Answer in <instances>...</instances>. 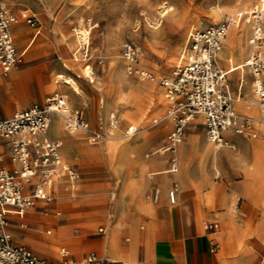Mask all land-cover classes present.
Returning <instances> with one entry per match:
<instances>
[{
    "label": "rangeland",
    "instance_id": "rangeland-1",
    "mask_svg": "<svg viewBox=\"0 0 264 264\" xmlns=\"http://www.w3.org/2000/svg\"><path fill=\"white\" fill-rule=\"evenodd\" d=\"M220 3L222 6H233L236 13L241 12L245 14L249 12L248 9L252 8L255 4L259 5V0L61 1V5L57 7V14L53 15V18L56 22H61L62 25L67 28L63 40L72 46V54L67 50L66 57L69 58V61L66 62L67 66L65 67V71L57 72L52 79L44 80V101L47 100L49 94L51 95L54 91H58L63 95H69L68 104L70 109L80 111L84 118L89 122L91 131L88 135L84 134L85 141L87 143H94L90 144L94 147L85 149L78 145L76 152L72 151L70 147L74 149L75 143L78 141V143H80V139L83 135L81 132H75L70 135L69 133H71V131L67 130L65 122L61 116L53 117L47 136L49 138L56 137L58 132V134L61 133V128L68 131L66 132L65 141L60 140L63 145L61 153L66 160L78 163L75 165L80 171V180L83 182V186L87 187L103 183L111 184L104 169V161L101 159H89L101 157L110 164V167L107 165L108 170L111 171V168L113 171V168L119 163L120 153L117 152L113 158H110V155H108L103 147L108 141L104 139L94 142L93 133L100 132L108 135L109 132H113L114 135L110 134L112 137L125 134L128 126L135 124L134 121L126 119V115L134 112L138 106L137 102L139 98L143 97L140 105L144 118L148 120L147 124L151 125L149 130L159 131L164 127L165 119L168 116V108L167 103H165L162 110L158 109L161 102L160 95H165L164 89L160 84L161 80L165 77H170L175 69L181 65L183 48L189 41L194 30L218 25L222 23L224 19L228 18L225 16L222 20L215 21L214 12ZM29 14L32 15V12H29ZM17 18H19V16H17ZM193 21L196 23H193ZM240 22L242 23L244 21L240 20ZM18 23L20 24V21ZM192 24L193 26H191ZM201 24L208 25L200 27ZM82 25L84 28L92 29L89 52L85 54V52L81 50L82 52H79L77 56H74V53L78 50L77 41H79L76 33H79V28ZM232 28V30L239 31L236 26H232ZM227 37H231V33H228ZM15 39L18 43L19 39L16 35ZM127 44H134L137 47L140 67L143 71L149 73L154 78V81L141 80L129 74L127 70V62L124 58V49ZM224 44L225 46L222 52H227L228 57H230L229 48L230 46L234 47L235 44L227 38ZM23 47L26 48V45L23 44ZM19 53L21 60L23 54L20 49ZM45 58L52 62L56 60V58L51 55H47ZM177 58L180 60L179 62L177 61ZM218 61L219 63L221 62L219 56ZM221 64L222 63H220V65ZM89 65L94 70V76L92 79L87 78L83 73V68ZM224 71L227 73L228 81L225 85V89L232 99L235 111L240 115L246 116V114H243L240 111L238 101L235 100V91L232 81L230 80V72H228L226 68ZM63 76H71L77 80L81 89L80 95L73 94V92L70 91L71 89L64 84L65 80H60ZM247 80L248 82H251L250 71L247 74ZM66 88L70 89L69 92L63 91ZM36 89L37 86L35 85L33 90L36 91ZM252 89L249 88V84L244 85L242 92L243 96L246 97L247 92L250 95H254ZM119 92V96L122 97L123 100H117ZM151 97L155 105L149 104L148 99ZM85 100L87 101V104L84 103ZM44 103L38 101L40 106H43ZM20 104L25 108L27 107L28 102L26 99L22 98ZM34 104H36V102L31 106ZM111 113L116 114V128L119 129L111 128L112 123L114 122V118L111 120ZM10 116L11 115L9 114L5 118H0V120L7 119ZM131 116L133 120L137 119V116ZM56 121L60 123L57 122L56 124ZM201 123L202 121H200L198 129L200 128L199 131H202L204 134L203 141L208 142L205 127ZM173 129L174 128H171L161 135L163 138L158 140L155 148L147 149L146 151H144V149V153L141 157L147 159V154L152 155L155 152L157 153L163 150L167 146L168 137ZM261 132L262 135L256 140H244L242 137H234L235 142L238 143L236 151L223 148L217 152L218 154H222L223 152L228 151L234 157L240 158V152L244 147H247V142L257 141L260 144L261 147L251 149L250 153L254 156V161L251 164L245 159L241 162L240 169L241 172L245 174V176L242 175L243 179L242 177H238L235 182L230 184L235 187V185L239 186L242 183L243 194L241 187H238L239 193H237V190H232L231 192L230 188L226 189V187L214 185L212 181V173L214 171H217V174L213 177L216 183L223 184L227 182L226 175L224 172L220 171L219 168L213 169L208 173L207 183L205 184L202 180L201 168L198 166L199 179L196 181L194 180L193 182L197 185L196 194L198 195V201L195 202L196 211L198 212L202 210L206 213V216L200 220V223H202L204 227L206 224L210 225L211 223H217L219 225L218 232L221 233L220 235L222 236L223 233L226 234L225 238L220 236V239L217 240L222 247L221 255L225 258V264H235L237 258L242 256L249 259L248 264H254V256H250L253 254V245L257 240L264 239V131L261 130ZM191 133L192 126L185 131L183 141L178 146L177 150L179 149V151H181L182 147H184V145L186 146V138ZM141 136L142 133H138L135 137L128 138L131 139V141H137L139 139L138 142H140V139H142ZM90 137L92 138L91 140ZM143 151L133 153L129 155V159L124 160L123 163L125 165V170L129 168L130 162L134 165L136 164L139 157L138 154H142ZM163 152H165V150H163L162 153ZM71 156L73 157V160H70ZM154 157H157V155ZM83 162L86 163L87 167L79 165ZM178 167L180 170L178 169L173 175L182 180L184 173L181 172V162H179ZM187 183L188 182L185 181L183 187H186ZM172 189L173 188L168 192H163L161 189L163 198L167 196L170 200L169 193ZM77 190L71 194L73 198L79 193V184L77 185ZM181 190L182 185L178 183L177 192H180ZM58 196L60 199L63 197L62 194H58ZM114 199L118 201L116 192L112 195L111 203L114 202ZM177 204H181L179 199L178 201L176 200L174 206ZM188 204V202L187 204L183 203L184 206H187ZM231 205H236V208L232 210L230 208ZM103 206L105 205L95 203L93 207L88 208V216L96 214L101 221L108 220L111 217L110 213L104 209ZM61 208L62 213L60 218H57L52 213L46 214L47 223L52 225H46L42 232H34L35 226H32V224L28 225L31 234L27 235L25 233L22 234L14 231L12 232L14 241L20 244H28V246L33 247L36 251L44 255H52V252H55L53 257H49L52 264H57V252L61 246L70 247L78 257H81L84 253L92 251L98 253L96 247L90 244L91 242L89 240L96 237L94 234L98 232L100 226L106 227L105 223L97 224L94 231L83 229L76 225L72 228L71 232L73 238L70 237V240L61 243L62 240L68 239L70 225L78 222L79 219L81 221L82 219H85V212L77 204H71L70 202L66 203L62 200ZM162 210V213L159 215H169ZM38 211L41 210L38 209ZM216 212L218 213L216 221L212 219L208 220L207 214L214 216ZM221 212L225 213L220 214ZM44 216L45 215H40V218ZM58 219H60V222L62 223H59ZM56 222L60 225V228L57 226L55 227ZM48 230L54 232L52 236L47 235ZM110 234L111 230L109 229L104 240H102L104 244L108 240ZM34 236H42L43 240L53 239L54 241L56 240L58 244L48 249L46 248L47 253H44L42 250L40 251L36 249V247L43 249L41 244L42 239L40 240ZM263 255L264 253L259 257L256 264H259V260ZM133 260L136 264V259Z\"/></svg>",
    "mask_w": 264,
    "mask_h": 264
},
{
    "label": "crops",
    "instance_id": "crops-1",
    "mask_svg": "<svg viewBox=\"0 0 264 264\" xmlns=\"http://www.w3.org/2000/svg\"><path fill=\"white\" fill-rule=\"evenodd\" d=\"M61 1L62 0H0V2L5 4L16 17L19 16L18 19L20 24L16 27L13 25L12 35L16 47L18 50L20 49L23 54V62L20 65H17V67L11 71L9 75L4 76L0 69V118H5L9 114L11 115L9 118H11L16 112L29 109L34 102H36L34 105H39L38 101L46 103V100L44 101V80L52 79L55 73L66 70V62L69 61V58L66 57L67 50H69L72 54V46L63 40V36L67 31V28L63 26L61 22H56L53 18V15L57 14V7L61 5ZM29 12H32V15H30ZM31 17H36L38 20V24L35 27L29 25L27 22V20ZM246 24L249 26L250 33L248 32L245 35H242L239 31L232 30L231 37H227L228 40L235 44L234 47L230 46L229 48V55L231 58H237L240 56V52L242 48L247 45V41L249 44L253 31L252 26L248 23ZM15 35H20L18 36V43L15 39ZM76 36L77 39H79L77 33ZM21 37L26 38L25 42L20 41ZM77 42L78 50L74 53V56H77L79 52H82L80 42ZM23 44L26 45V48L23 47ZM250 54L251 47L249 44V53L244 55V58H246L247 61ZM47 55L54 56L56 60L53 62L46 60L45 57H47ZM251 84L254 93L252 74ZM35 85L37 86L36 91L33 90ZM69 90V88H66L63 91L69 92ZM22 98L26 99L28 102V105L25 108H23L20 104ZM139 99L143 100V97ZM167 102L168 112L171 104L168 100ZM84 103L87 104V101L85 100ZM196 118H201V124L205 127L204 117L198 116ZM57 122L58 121H56V124ZM192 122L187 126L186 130L192 126ZM48 132L49 131H47V133ZM66 132L68 131L64 129V132L58 135L56 134V137L54 138H49L46 133L42 135V138L47 140H56L61 143L60 140L66 139ZM81 134L83 136L80 139V143H78L79 141L76 142L74 149L70 147V149L74 152H76L78 145L85 149L94 147L90 145L94 143H90L89 139V143L85 141L84 134L86 133L81 132ZM231 134L232 133H229V136H226V138L231 143L235 144L236 149H226L232 151H236L238 148V143L235 142L234 137H242L244 140L253 139L234 134L232 136ZM160 138L163 137L158 136V138L144 151L155 148V145L158 143ZM142 142L143 140L139 143ZM246 145L247 147H244L243 149L244 155L242 157L241 153L240 158L234 157L228 151H225L222 154L217 153L219 155L218 168L226 175L227 182L223 184L216 183L213 177L217 174V171H214L212 173V181L215 186L226 187V189L230 188L231 192L232 190H237V193H239L238 187H241L243 194L242 183L239 186L235 185V187L230 184L235 182L238 177H242L243 179L242 175L245 176L240 169L243 159L247 160L249 164L254 161V156L250 153V141L247 142ZM220 150L218 149V152ZM144 151L142 154H138L139 157L135 165L132 164V162L129 163V168L123 171L121 178L115 177L111 168V171L108 170L107 165L110 167V164L108 161H105V159H102L101 157L89 159H101L104 161V169L106 171V175L111 181V184L103 183L85 187L82 184L83 182L80 180L78 182L80 188L79 193L73 198L71 195H68V193H71L75 188L71 190L67 189V181H61L53 189L55 195V200L53 202L49 203L46 201H37L35 206L30 209L31 211L29 210L25 215H21L18 212H15L14 209L8 208V231L11 237L13 238L12 232L14 231L22 234L25 233L27 235L31 234V230L28 228V225L31 224L32 226H35L36 229L43 230L48 224L43 222L39 223L40 214L42 213H52L57 218H60L62 213V200L66 203L70 202L71 204L79 205L85 212L84 218H87L89 214L88 208L93 207V205L97 203L105 205L103 208L110 213L111 217L108 220L103 221L88 222V220H85L71 224L68 239L62 240L61 243L70 240V237L73 236L71 234L72 228L76 225L83 229L94 231L97 224L105 223L106 227L100 226L98 228V232L94 234L96 237L90 239L89 241L91 242L90 244L94 245L98 250V253L95 251L92 252L103 255L114 262L120 264H133L129 261L136 259V264H224L225 258L221 255L222 247L216 240L219 236H221L220 232H218V229L208 230L197 219V211L195 208V202L198 201V195L196 194L197 185L193 182L194 180L196 181L199 179V168L197 162L203 155L200 144L195 141L192 142L190 135L186 138V146L184 145V147H182L179 153L180 158L178 159V164L179 162L182 164L181 172L184 173L182 180L174 177L173 172H169L171 168V159L175 156L173 153L167 151L162 153L159 151L157 153L155 152L156 154H147V159H144L141 157ZM227 152L230 153V159L226 156ZM155 155H157V157H154ZM63 159L80 173L75 165L78 163H73V161H68L65 158ZM70 160H73L72 156ZM3 165L9 170L17 168V165L12 163L9 156L4 159ZM11 165H15V168H10ZM79 165L87 167L84 162ZM190 168L192 170H190ZM185 181L191 182V186L187 188L183 187V183ZM176 182L182 185V190L180 192H176V200L178 201L179 199L182 202L179 205H175L177 207H174V209L171 210L172 208L168 197L166 196L163 198L162 195L163 199L157 203V200H154V193L155 190L159 188L162 189L163 192H168L171 188H173ZM114 192H116L118 196L116 211L113 210V203H111ZM58 194H62L63 197L60 199ZM187 194H189V197ZM187 202L190 205L183 207L184 205L182 203L187 204ZM172 203L175 204V202ZM38 209L41 211H38ZM160 209H163L162 211L168 213L169 215H159L162 213ZM113 213L115 214L114 217ZM224 213L225 212H221L220 214ZM217 216V212L214 216L207 214L208 220L212 219L216 221L218 218ZM111 219H114V221L112 220L113 222H111ZM58 220L59 223H62L60 222V219ZM113 223H119V226H114ZM112 224L114 227L112 234L113 232L115 233L114 237H116V243L118 246L116 249L111 245L108 247L106 246L107 243L104 244L102 242L107 234L108 226ZM102 228L105 229L104 234L99 232ZM53 233L54 232L52 230L47 231V235L49 236H52ZM221 237L225 238L226 234L223 233ZM12 241L15 245L30 248L39 257L46 259L49 262V257H53V254L55 253L52 252V255H44L36 251L33 247L28 246V244L16 243L14 238ZM262 241H264V239L257 240L253 245V254L250 256H254V264L257 263L259 257L264 253V242ZM64 247L69 249L71 255L77 260H80L87 254L92 253H84L81 257H78L70 247L61 246L57 252V263L61 260L60 250ZM263 259L264 255L260 258L259 264H263Z\"/></svg>",
    "mask_w": 264,
    "mask_h": 264
},
{
    "label": "built area",
    "instance_id": "built-area-1",
    "mask_svg": "<svg viewBox=\"0 0 264 264\" xmlns=\"http://www.w3.org/2000/svg\"><path fill=\"white\" fill-rule=\"evenodd\" d=\"M252 26L249 41L251 54L246 67L253 76L254 95L264 113V6L238 16ZM18 18L0 2V69L4 76L20 64V53L12 35V27ZM35 27L36 17L27 20ZM233 20L227 18L218 25L194 30L182 51V63L170 77L161 80L165 98L171 106L168 115L176 121L175 129L168 137L165 152L175 153L182 143L187 126L198 116L205 120L207 139L219 150L236 149L226 138V133L249 138H259L264 131V121L239 115L233 107L232 99L225 89L227 73L219 66L217 54L224 48V41ZM78 35V33H77ZM80 46L86 53L89 40L78 35ZM127 70L141 80L154 81L139 64L138 49L127 44L124 49ZM54 116H61L68 131L90 133L89 122L78 110L69 107L68 99L56 91L47 97L44 106L34 105L27 110L16 112L11 118L0 120V264H52L39 257L26 246L15 245L8 231L7 209L25 215L37 201L53 202L54 187L67 181V189H74L80 181V173L61 155L62 145L56 140L43 139L50 128ZM114 122H117L114 119ZM113 125V124H112ZM114 128V127H112ZM136 131L130 127L128 135ZM108 135L94 132L95 142L108 139ZM9 156L17 165L9 170L3 165ZM178 170V160L171 159L170 171ZM172 202L176 191L170 193ZM155 190L154 200L157 199ZM208 230L218 229L217 224L207 225ZM101 234L105 229H100ZM61 260L57 264H120L95 252L80 260L75 259L69 249L60 250ZM264 264V259H263ZM122 264V263H121Z\"/></svg>",
    "mask_w": 264,
    "mask_h": 264
},
{
    "label": "bare ground",
    "instance_id": "bare-ground-1",
    "mask_svg": "<svg viewBox=\"0 0 264 264\" xmlns=\"http://www.w3.org/2000/svg\"><path fill=\"white\" fill-rule=\"evenodd\" d=\"M262 5L264 6V0H259V5H256L255 4L252 8L248 9V11H251L252 9H254V8L258 7V6L261 7ZM214 13H215V15H214L215 21H220L225 16H227L228 18H230V19L233 20V23L230 25V28L228 30V33H231V30L233 29L232 26H236L238 28L239 32L242 35H245L248 32L250 33L249 26L246 24V22H242L241 23L239 21V19H238V16L241 15V14H243V13H241V12L236 13V10H235V8L233 6H222L221 3H220ZM226 19H224V21ZM18 22H19V20L14 24V27H16L17 24H19ZM193 23H196V22L193 21ZM206 25H208V24H201L200 27H205ZM191 26H193V24ZM91 30L92 29L84 28L83 25H82L79 28L78 35H80L81 37H83V39L85 41H88L89 40V36H91ZM18 36H20V35H18ZM227 36H228V34H227ZM25 39L26 38L21 37L20 41L21 42H25ZM224 43H225V41H224ZM224 46H225V44H224ZM222 50L217 54V61H218V56H219L220 57V61H221L220 63H222L221 64L222 67H221V65H220V63L218 61L219 66L222 69H223V66H224V70L226 68L228 70V72H230V80L232 81L233 88H234V91H235V94H234L235 95V100L238 101V106H239L240 111L243 114H246L247 117H250L251 116L250 118H252V119H256L258 121H264V113L262 112L261 107H260V104H259L258 100L255 98V96L252 95V94L250 95L248 92L246 93V97H244L243 94H242L244 85L249 84V88L252 89L251 82H248V80H247V74L249 72V69L246 67V63L248 61H247V59H244V55L248 54V52H249V44H248V41H247V45H245L242 48V50L240 52V56H238L237 58L231 59L230 57H228L227 52H222ZM177 61L179 62L180 60H178V58H177ZM181 61H182V57H181ZM22 62H23V59H21V63ZM14 69H12V71ZM93 72H94V70H93V68L90 65L89 66H85L83 68V73H84V75L87 78H91L92 79V77L94 76ZM61 79H64L65 80L64 84L71 89V91L73 92V94H75V95H80L81 94V89H80L79 84H78V82H77V80L75 78H73L71 76H63V77L60 78V80ZM119 94H120V92L118 93L117 100H123L122 97L119 96ZM64 96L66 98H68V100H69V95H64ZM160 96H161V102H160V104L158 106L159 107L158 109L159 110H162L164 104L167 103V105H168V102H167V100L165 98V95L164 96L163 95H160ZM149 99H148L149 104H154L155 105V103H153L154 101H153L152 97L149 98ZM141 101H142V99H139L138 106L136 107V109L134 110V112L129 113V114L126 115V119H129L131 121H134L135 124L129 125L128 128H127V130H126V132H125V134H123V135H119V136H116V137H112V135H114V134H113V132H110V134H112V135H110V137L108 139H106L108 142L103 145L105 151L108 153V155H110V158H113L116 155L117 152L120 153L119 163H118V165L115 168H113L114 174H115V176L117 178H121L123 171H125V165H124L123 162H124V160L129 159V155H131L133 153H136V152L143 151L144 149H146L147 147H149L150 144L158 138V136H161L163 133H166L171 128H174V124H176V121L174 120V118H172L171 116L168 115L166 117V119H165L166 121H165L164 127L161 130H159V131H150L149 130L150 129L149 127L151 125L150 124H147L148 123V120L146 118H144V114L142 113V108H141V105H140ZM124 102H125V100H124ZM232 104H233V102H232ZM233 107H234V105H233ZM234 110H235V108H234ZM131 115L137 116V119H134L133 120ZM110 116H111V120H113V118L115 119L116 114L115 113H111ZM241 116H243V115H241ZM200 121H202L201 118H194V120L192 122L193 123L192 124V134H190V139H192V142L195 141L196 143L200 144V148H201V151H202V154L203 155L201 156L200 160L197 162V165L200 166V168H201L202 180L206 184L207 183V179H208V173L211 172L213 169H217L218 168V160H219L218 156L219 155L217 154L218 148L215 145H213L210 142H203V136H204V134H203L202 131H199L200 128L198 129V125L200 124ZM112 124L113 125L111 126V128L114 127L112 129H119V128H116V126H117L116 125V122H113ZM130 127H132L133 130L136 131L132 135H128V133H127V131L130 130ZM60 128H61V126H60ZM60 132L61 133L64 132L62 128H61ZM74 133L75 132L71 131V133H69V134L72 135ZM138 133H142V136H141L142 139H140V140H143L142 143H139L138 142L139 139L137 141L136 140L135 141H133V140L131 141V139H129L130 137L131 138L135 137ZM231 135L233 136V134H231ZM226 136H229V133H226ZM91 139L92 138L90 137V140ZM64 141H65V139H64ZM61 143H62V141H61ZM250 145H251V149H257V147H261L260 144L257 141H250ZM163 150H161V152ZM179 153H180L179 149L176 150L175 153H174V155H175L174 157H176L177 160L179 158ZM241 153H242V157H243V155H244L243 149L241 150L240 154ZM61 155H62V153H61ZM229 155H230V153L227 152L226 153V156L228 158H229ZM10 168H15V165H11ZM187 169H188V167H187ZM190 170H191V168H190ZM190 183L191 182H188L186 184V188L189 187V186H191ZM177 189H178V182H176L174 184L172 191H176L177 192ZM76 190H77V186L75 187V189L71 193H68V194L71 195ZM172 191H170V193ZM187 191H189V190H187ZM162 194H163L162 193V190L159 188L158 189V196H157V199H156L157 202L161 201ZM169 196H170L169 198L171 200V201L169 200V203H170L171 208H172L171 210H173L174 207H177V206H174V204L172 203L171 195H169ZM187 196L189 197V194H187ZM117 202L118 201H116V199H114V202H113V208H114L113 210L114 211L117 210V205H118ZM175 202H176V200H175ZM235 206L236 205H231L230 208L233 210L234 208H236ZM183 207H185V206H183ZM183 212H184V210H183ZM186 213H187V211H186ZM40 215H45L44 217H41L40 218V222L41 223L43 222V223L48 224L47 223L46 214H43L42 213ZM114 216H115V214L113 213V217ZM205 216H206V213L204 211L200 210V211L197 212V219L199 220V222ZM180 219H178V220H180ZM85 220L86 221L88 220V222L101 221V219L99 218V216H97L96 214L89 215L87 218L82 219V221H85ZM112 220L114 221V219H111L110 221L113 222ZM79 221H81V220L79 219ZM113 224H114V226H119V223H113ZM113 224L108 226V231L110 229L111 230V234H110L108 240L106 241V243H107L106 246L109 247V245H111V246L115 247V249H116L118 246H117V243H116V237H114V234L115 233L113 232V234H112V230L114 228L113 227ZM50 225H52V224H50ZM56 226L60 228V225L57 222H56L55 227ZM206 226H207V224L205 225V227ZM218 228H219V225H218ZM42 231L43 230H41V229L38 230L35 227L34 232H42ZM34 237H37L40 240L42 239V236H34ZM218 239H220V236H219ZM218 239H216V240H218ZM41 244H42V248L43 249H41V248L39 249L37 247H36V249H38L40 251L42 250V252L47 253L46 252V248L48 249V248H50V247H52L54 245H57L58 242H56V240L54 241L53 239H47V240H43L42 239ZM44 249H45V251H44ZM129 262L134 263L135 261L134 260H130ZM248 263H249V259L247 257H245V256H242V257H240V258H238L236 260V263L235 264H248ZM224 264H225V262H224Z\"/></svg>",
    "mask_w": 264,
    "mask_h": 264
}]
</instances>
